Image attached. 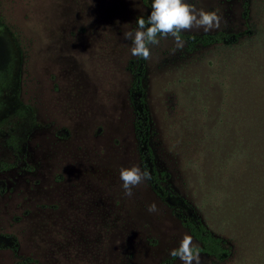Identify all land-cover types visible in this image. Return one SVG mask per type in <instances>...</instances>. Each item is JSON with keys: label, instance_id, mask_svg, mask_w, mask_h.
<instances>
[{"label": "rangeland", "instance_id": "obj_1", "mask_svg": "<svg viewBox=\"0 0 264 264\" xmlns=\"http://www.w3.org/2000/svg\"><path fill=\"white\" fill-rule=\"evenodd\" d=\"M185 2L221 21L181 35L241 36L233 50L177 49L171 36L150 45L141 83L153 163L223 241L227 256L200 253L201 264H264V0ZM150 11L143 0H0V264H162L189 235L146 182L126 196L119 178L140 167L136 56L123 34ZM245 123L263 127L250 145Z\"/></svg>", "mask_w": 264, "mask_h": 264}, {"label": "trees", "instance_id": "obj_2", "mask_svg": "<svg viewBox=\"0 0 264 264\" xmlns=\"http://www.w3.org/2000/svg\"><path fill=\"white\" fill-rule=\"evenodd\" d=\"M143 3L146 7L151 10V0H143ZM242 18L245 20L247 18V9L245 2L242 3ZM245 33L253 35V32L246 30ZM240 34L238 33H228V34H213V35H204V36H188L181 35L183 41L186 43L188 50L196 45L206 47L210 45H225L226 47L233 50V47L239 41ZM231 50V51H232ZM144 71V59L136 57L134 61V68L132 70V81L128 90V99L133 112V121H132V130L136 143L137 157L139 165L142 171L147 170L150 175V179L146 181V184L152 191V193L159 198L163 204L169 208L172 214L178 217L183 226L187 229L189 235L198 243V246L201 249V254L208 255L217 261L223 260L227 256V251L223 247V241L217 237L211 235L207 228L203 225L196 208L184 199L179 194H176L172 190L165 188L161 185L160 175L157 173L154 163L152 152L148 146V140L150 137V127L148 121V115L144 107L143 99V87H142V77ZM230 77V76H229ZM229 88L231 94L229 96L227 108L228 111H232V106L230 103L233 102L232 96L235 94L236 85L233 83L231 77L229 82ZM14 114L18 117L29 116L28 108L19 105L18 108L14 111ZM233 117H231V122L229 127L231 130L235 129L234 123H232ZM6 120H1L0 125H2ZM228 129V127L226 126ZM246 133L243 134V139L246 145L253 143L255 139L261 138V131L263 129L260 125H249L248 123L244 124ZM258 131V136H253L252 131ZM242 150V149H240ZM241 153H244L242 150ZM2 247V246H0ZM11 252L15 255L16 248L14 243L9 247ZM174 257L164 261L162 264H170ZM18 264H26L25 259H21Z\"/></svg>", "mask_w": 264, "mask_h": 264}, {"label": "clouds", "instance_id": "obj_3", "mask_svg": "<svg viewBox=\"0 0 264 264\" xmlns=\"http://www.w3.org/2000/svg\"><path fill=\"white\" fill-rule=\"evenodd\" d=\"M221 17L216 11L197 9L185 0H151V11L145 19L142 15L136 18V28L124 32V38L131 40L130 53L133 56L149 60L150 45H158L159 38L171 36L177 49L184 46L181 33L193 29H203L205 32L218 28ZM128 27L129 25H124ZM119 178L126 196L132 195V189L150 179L147 170L138 166L121 168ZM149 213L157 211L155 203L147 208ZM200 247L193 238L184 234L178 248L170 250L169 255L179 258L182 264H201Z\"/></svg>", "mask_w": 264, "mask_h": 264}]
</instances>
